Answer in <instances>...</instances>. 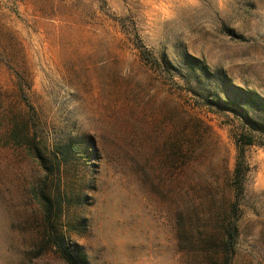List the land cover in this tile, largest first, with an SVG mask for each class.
Masks as SVG:
<instances>
[{"label":"rangeland","instance_id":"1","mask_svg":"<svg viewBox=\"0 0 264 264\" xmlns=\"http://www.w3.org/2000/svg\"><path fill=\"white\" fill-rule=\"evenodd\" d=\"M44 196L90 264H264V0H0V264H68Z\"/></svg>","mask_w":264,"mask_h":264},{"label":"trees","instance_id":"2","mask_svg":"<svg viewBox=\"0 0 264 264\" xmlns=\"http://www.w3.org/2000/svg\"><path fill=\"white\" fill-rule=\"evenodd\" d=\"M44 162V157L39 154ZM44 167L47 166L44 163ZM239 167L236 169L239 174ZM50 197L44 196L43 208L46 225L45 251L54 249L68 264H90L87 253L78 243L67 242V237L58 229L62 215L53 209ZM237 202L231 203V210L236 213ZM203 229L195 234L192 229L178 227V246L182 264H233L235 244L238 235L237 219L217 223L208 219Z\"/></svg>","mask_w":264,"mask_h":264}]
</instances>
